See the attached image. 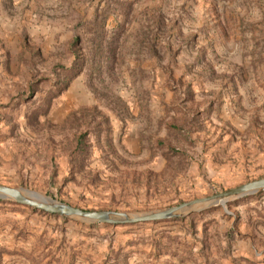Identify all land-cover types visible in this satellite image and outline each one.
I'll return each mask as SVG.
<instances>
[{
  "label": "rangeland",
  "instance_id": "1",
  "mask_svg": "<svg viewBox=\"0 0 264 264\" xmlns=\"http://www.w3.org/2000/svg\"><path fill=\"white\" fill-rule=\"evenodd\" d=\"M263 178L264 0H0V185L142 213ZM64 219L0 200V264H264V192Z\"/></svg>",
  "mask_w": 264,
  "mask_h": 264
},
{
  "label": "water",
  "instance_id": "2",
  "mask_svg": "<svg viewBox=\"0 0 264 264\" xmlns=\"http://www.w3.org/2000/svg\"><path fill=\"white\" fill-rule=\"evenodd\" d=\"M264 192V178L241 184L221 193L181 203L175 207L142 213H121L113 211H83L68 204L22 188L0 185V200L10 201L34 210L87 224L128 226L141 223L164 222L183 219L216 206H225L230 201Z\"/></svg>",
  "mask_w": 264,
  "mask_h": 264
},
{
  "label": "trees",
  "instance_id": "3",
  "mask_svg": "<svg viewBox=\"0 0 264 264\" xmlns=\"http://www.w3.org/2000/svg\"><path fill=\"white\" fill-rule=\"evenodd\" d=\"M25 207H27V206H25ZM27 208H29V209H31V210L37 212V210H34V209L30 208V207H27ZM39 212H40V211H39ZM40 213H43V212H40ZM43 214H45V215H50V214H46V213H43ZM50 216H56V215H50ZM186 219H187V218H186ZM63 220H65V219L63 218ZM183 220H185V219H183Z\"/></svg>",
  "mask_w": 264,
  "mask_h": 264
}]
</instances>
